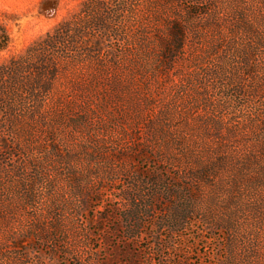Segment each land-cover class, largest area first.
<instances>
[{
    "label": "rangeland",
    "instance_id": "obj_1",
    "mask_svg": "<svg viewBox=\"0 0 264 264\" xmlns=\"http://www.w3.org/2000/svg\"><path fill=\"white\" fill-rule=\"evenodd\" d=\"M88 5L0 127V264H264V0H0V64Z\"/></svg>",
    "mask_w": 264,
    "mask_h": 264
},
{
    "label": "trees",
    "instance_id": "obj_2",
    "mask_svg": "<svg viewBox=\"0 0 264 264\" xmlns=\"http://www.w3.org/2000/svg\"><path fill=\"white\" fill-rule=\"evenodd\" d=\"M194 4V6L199 7L198 3L194 2ZM106 8L107 7L104 5H88L84 11H98L99 16H88L85 23H81L80 19L78 21V18L64 20L54 28L53 34H48L42 42L30 46L26 54L12 59L8 63L0 64V115H5L6 117L4 120L0 119V127L2 122L7 120V117H10L8 121L13 124L16 118L15 112H17L19 101H23L24 105H26V95H29L37 89V87L34 86L38 84L39 81L34 83V79L24 77L23 74L26 70L36 68V76H48L47 73L50 66L47 67V65H45L47 63L45 56H47V51L51 49V47L54 50H59L60 47L64 49L61 44L70 42L76 43L83 37L85 30L98 29L103 34L111 32L112 29L108 25L106 18L109 15V11ZM189 12L194 15L199 11L190 10ZM170 32V41H168V46L165 47L162 55L165 60L171 59L177 55L185 41V26L181 22L177 20L172 21ZM7 41L8 35L4 30H0V50L5 47ZM69 45L71 44L66 46ZM36 60H38V63H36ZM21 96L24 97L21 98ZM29 110H31V112L35 111L30 105Z\"/></svg>",
    "mask_w": 264,
    "mask_h": 264
}]
</instances>
